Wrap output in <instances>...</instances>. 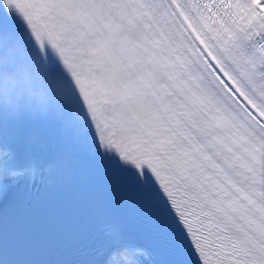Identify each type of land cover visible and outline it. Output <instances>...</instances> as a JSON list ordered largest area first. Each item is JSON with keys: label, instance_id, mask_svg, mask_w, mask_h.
I'll list each match as a JSON object with an SVG mask.
<instances>
[{"label": "snow or ice", "instance_id": "obj_1", "mask_svg": "<svg viewBox=\"0 0 264 264\" xmlns=\"http://www.w3.org/2000/svg\"><path fill=\"white\" fill-rule=\"evenodd\" d=\"M73 80L90 150L156 213L174 264H264V0H7ZM0 135V196L36 176ZM11 182V185H10ZM119 229L103 264H148Z\"/></svg>", "mask_w": 264, "mask_h": 264}, {"label": "bare ground", "instance_id": "obj_2", "mask_svg": "<svg viewBox=\"0 0 264 264\" xmlns=\"http://www.w3.org/2000/svg\"><path fill=\"white\" fill-rule=\"evenodd\" d=\"M1 91V90H0ZM10 185H11V183H10ZM11 187V186H10ZM147 252V251H146ZM146 260H147V262H148V264H150V261H149V259H148V257H146Z\"/></svg>", "mask_w": 264, "mask_h": 264}]
</instances>
